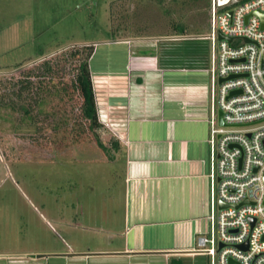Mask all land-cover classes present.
<instances>
[{
  "label": "rangeland",
  "instance_id": "rangeland-1",
  "mask_svg": "<svg viewBox=\"0 0 264 264\" xmlns=\"http://www.w3.org/2000/svg\"><path fill=\"white\" fill-rule=\"evenodd\" d=\"M209 2L0 0V71L9 76L41 58L52 56L57 60V56L72 50V45L105 40L111 37L112 29L125 28L144 29L153 34L171 29L179 34L185 29L183 33L187 35L182 38L160 40L161 52L171 54L182 66L206 68L210 66L211 46ZM61 63L65 75L55 87L70 76L68 69L72 65ZM190 74L192 81L207 85L208 96V74ZM17 101L8 98V105L0 104V264H35V261L64 264L54 256L33 260L31 255L64 249L63 239L66 240L70 230L64 219L72 207L74 213L84 215L79 216V227L70 232L78 245L98 236V232L85 231L82 227L98 220L97 213L104 209L99 200L102 191L121 188V154L117 153L110 161L112 150L101 148L95 134L86 130L78 138L74 129L64 131L60 134L61 141H56L49 127L51 121L40 130L29 125L21 116V106L25 103ZM72 102L56 90L50 93L43 108L47 111L60 108V115L64 116ZM11 103L16 104L15 110L10 108ZM96 135L105 144L102 128ZM209 212L208 206L206 215ZM184 228L195 240L196 233H208L209 221L196 220ZM207 261L206 255H196L181 257L173 264H207Z\"/></svg>",
  "mask_w": 264,
  "mask_h": 264
},
{
  "label": "crops",
  "instance_id": "crops-1",
  "mask_svg": "<svg viewBox=\"0 0 264 264\" xmlns=\"http://www.w3.org/2000/svg\"><path fill=\"white\" fill-rule=\"evenodd\" d=\"M174 31L112 29L110 38L91 42L98 120L105 142L114 140L110 161L121 154L123 184L102 191L103 211L82 227L98 236L78 245L70 232L84 215L72 207L64 219L70 229L64 249L32 254L33 260L54 256L64 264H173L204 255L189 253L197 236L194 240L184 225L206 219L210 208L207 85L190 78L202 67L182 66L161 52L160 40L185 34V29Z\"/></svg>",
  "mask_w": 264,
  "mask_h": 264
},
{
  "label": "built area",
  "instance_id": "built-area-1",
  "mask_svg": "<svg viewBox=\"0 0 264 264\" xmlns=\"http://www.w3.org/2000/svg\"><path fill=\"white\" fill-rule=\"evenodd\" d=\"M256 12L264 14V0L209 2L210 66L199 69L210 78L209 231L189 251L208 264H264V26Z\"/></svg>",
  "mask_w": 264,
  "mask_h": 264
},
{
  "label": "trees",
  "instance_id": "trees-1",
  "mask_svg": "<svg viewBox=\"0 0 264 264\" xmlns=\"http://www.w3.org/2000/svg\"><path fill=\"white\" fill-rule=\"evenodd\" d=\"M70 47H73L70 48L72 50L66 51L64 56H57V60H54L52 56L41 58L17 70L15 72L17 74L7 76L0 71V104L8 105L9 103L6 102L8 98L24 101V107L21 106L23 119L27 120L29 125H36L38 130L43 129L44 123L48 125L51 121L49 127L58 142L63 138V135L60 134H64V131L71 132V129H74L75 133L78 132L76 135L78 138L81 131L86 130L95 134L96 142L101 148L105 149L108 146L110 148L114 141L112 138L104 144L101 138L96 135L98 130L104 127L97 117L89 68V59L93 53L94 44L87 43ZM61 58L62 60H60ZM61 62H68L67 64L72 65V68L68 69L69 79L55 87L65 75V66ZM19 64L21 63L17 65ZM56 90L67 95L73 101L70 111L67 113L66 110L64 116L60 115L62 113L60 108H51L48 111L43 108L45 102L49 101L50 93ZM23 94L29 98L26 99ZM10 108L15 110L16 104L11 103Z\"/></svg>",
  "mask_w": 264,
  "mask_h": 264
},
{
  "label": "water",
  "instance_id": "water-1",
  "mask_svg": "<svg viewBox=\"0 0 264 264\" xmlns=\"http://www.w3.org/2000/svg\"><path fill=\"white\" fill-rule=\"evenodd\" d=\"M256 14H258L259 16H260V18H261V20H262V26H264V14H260V13H258V12H256ZM218 38H225V39H227V40H231V38H229V37H223L221 34H219L218 35ZM219 81H221V79L219 80ZM236 92H239V91H233V92H231L230 94H233V93H236ZM221 111L220 110H218V124L219 125H224L223 124V121H222V118H221ZM222 206V204L221 203H219V207H221ZM219 246H221V245H219Z\"/></svg>",
  "mask_w": 264,
  "mask_h": 264
}]
</instances>
